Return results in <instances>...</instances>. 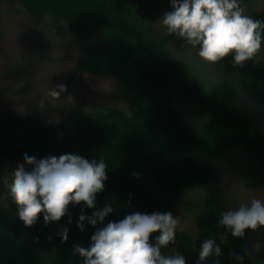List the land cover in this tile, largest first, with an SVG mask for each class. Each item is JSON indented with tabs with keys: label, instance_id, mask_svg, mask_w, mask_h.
Returning a JSON list of instances; mask_svg holds the SVG:
<instances>
[{
	"label": "trees",
	"instance_id": "16d2710c",
	"mask_svg": "<svg viewBox=\"0 0 264 264\" xmlns=\"http://www.w3.org/2000/svg\"><path fill=\"white\" fill-rule=\"evenodd\" d=\"M239 2L246 7L245 15L264 21V7L256 9L257 0ZM0 4L21 7L36 25L47 18L50 26L68 28L81 45L70 82L85 73L112 77L128 95L126 109L76 108L53 125L24 128L22 145L0 142L2 158L22 163L25 155L102 159L108 179L96 205L102 208L108 202L114 208L105 223L132 211L181 209L194 230L179 225L175 244L162 249L165 254L179 251L187 264H199L201 243L214 239L223 255L206 264H264V228L248 230L239 239L217 225L222 212L234 209L221 186L219 166L237 162L242 185L252 192L264 190V63L254 58L235 67L234 81L191 69L170 47L168 37L142 19L139 0H0ZM97 37L101 40L94 43ZM246 96L253 102L243 103ZM26 119L13 115L12 122ZM7 126L0 117V130ZM82 208L88 215L94 211L82 203L69 205L70 216L60 221L45 225L41 215L33 226L25 227L15 203L9 198L0 202V264H82L73 255V246H87L95 232L87 223L83 232L77 227ZM64 227L69 229L66 242L57 235ZM256 233L261 234V247L250 254L249 239ZM233 254L243 255V261H236Z\"/></svg>",
	"mask_w": 264,
	"mask_h": 264
},
{
	"label": "clouds",
	"instance_id": "9594fccd",
	"mask_svg": "<svg viewBox=\"0 0 264 264\" xmlns=\"http://www.w3.org/2000/svg\"><path fill=\"white\" fill-rule=\"evenodd\" d=\"M170 5V10L159 18L160 23L168 35L198 48L197 54L204 61L216 64L231 56L233 67H238L256 58L261 51L264 21L245 15L239 0H170ZM66 91V85L58 84L48 94L59 98ZM107 173L102 159L89 161L77 154L49 155L41 159L25 155L23 163H18L10 172L5 186L25 227L33 226L41 215L45 225L60 221L70 216L69 205L82 203L84 208L94 209L88 215L82 208L77 222L82 232L85 223L95 228L87 246H73V255H78L82 264H187L179 251L173 250L170 254L162 251L175 244L180 224V217L171 211H132L122 219L105 223L114 208L108 202L97 208L96 196L105 188ZM133 175L139 177L138 173ZM217 225L239 239L245 238L248 230L258 232L264 228V201L252 198L247 204L222 212ZM68 232L64 227L57 233L62 242L67 241ZM153 234H157L154 240ZM254 247L259 250L260 242ZM222 255L214 239H205L199 249V264ZM233 258L244 259L241 254H233Z\"/></svg>",
	"mask_w": 264,
	"mask_h": 264
},
{
	"label": "rangeland",
	"instance_id": "374dc122",
	"mask_svg": "<svg viewBox=\"0 0 264 264\" xmlns=\"http://www.w3.org/2000/svg\"><path fill=\"white\" fill-rule=\"evenodd\" d=\"M257 1L255 8H263L264 2ZM240 5L246 14V7ZM170 8V0H139L142 19L157 33L168 37L170 47L191 69L205 71L213 78L234 81L236 69L231 56L216 64L206 62L198 56V48L167 34L159 18ZM0 30L3 34L0 38V117L9 124L3 131L0 130V142L22 145L24 128L38 124L53 125L71 109H95L100 105L126 109L127 91L112 77L85 73L69 81L81 45L73 40L64 24L50 26L48 19L43 18L36 25L21 7L0 4ZM100 40L101 37H97L93 42ZM256 58L264 63L263 44ZM58 84L66 85L67 91L59 98H53L48 93ZM242 100L243 103L253 102L247 96ZM13 115L28 119L13 123ZM18 163L22 162L7 161L0 156V202L6 203L7 198L11 199L5 181L10 179V172ZM240 169L237 162L225 163L218 168L221 186L234 209L242 203H249L252 198L264 201V190L252 192L242 185L237 175ZM172 213L180 217V226L194 230L192 220L181 209H174ZM260 236L256 233L250 237V254L256 251V242L261 243Z\"/></svg>",
	"mask_w": 264,
	"mask_h": 264
}]
</instances>
